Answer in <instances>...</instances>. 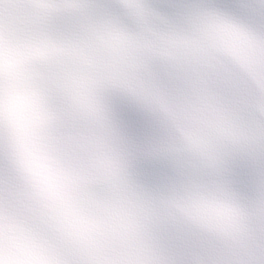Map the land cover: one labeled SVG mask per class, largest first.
Wrapping results in <instances>:
<instances>
[{
  "label": "snow or ice",
  "instance_id": "snow-or-ice-1",
  "mask_svg": "<svg viewBox=\"0 0 264 264\" xmlns=\"http://www.w3.org/2000/svg\"><path fill=\"white\" fill-rule=\"evenodd\" d=\"M0 264H264V0H0Z\"/></svg>",
  "mask_w": 264,
  "mask_h": 264
}]
</instances>
